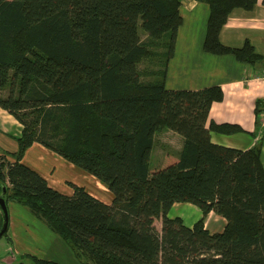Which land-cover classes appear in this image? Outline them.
I'll use <instances>...</instances> for the list:
<instances>
[{"label": "trees", "instance_id": "trees-1", "mask_svg": "<svg viewBox=\"0 0 264 264\" xmlns=\"http://www.w3.org/2000/svg\"><path fill=\"white\" fill-rule=\"evenodd\" d=\"M197 1L210 6L206 52L248 64L264 60L249 38L239 46L220 39L231 11L251 10L259 0ZM180 6L181 0H0V107L22 125L18 149L0 153V192L5 186L7 202L43 218L80 264H264L262 141L248 149L212 141V131H244L209 118L212 103L225 97L221 86L165 85ZM156 54L165 56L162 68L140 69ZM163 129L181 134L182 146L151 169L155 134ZM34 142L100 179L112 203L74 183L71 195L49 185L22 161ZM175 202L197 205L202 217L192 226L170 217ZM210 211L226 219L222 231L206 228ZM27 256L33 264H62Z\"/></svg>", "mask_w": 264, "mask_h": 264}, {"label": "crops", "instance_id": "crops-1", "mask_svg": "<svg viewBox=\"0 0 264 264\" xmlns=\"http://www.w3.org/2000/svg\"><path fill=\"white\" fill-rule=\"evenodd\" d=\"M180 13L183 22L177 31L175 52L168 62L166 87L201 89L212 85L221 86L225 97L222 101L212 103L209 118L216 122L239 124L244 131L230 134L212 131V141L248 149L261 140L264 165V117L261 115L264 103L259 116L256 113L257 100L264 102V60L248 64L232 54H214L203 49L210 14L207 2L181 0ZM246 38L264 55V0H259L251 10L242 7L233 9L220 32L221 41L227 45L239 46ZM21 130V123L0 107V153L18 149L16 137ZM173 134V130L163 129L159 137L155 136L164 145L160 149L157 147V160L163 158L166 150L179 152L183 140L176 148H170L166 143L168 139L171 141L174 138ZM22 161L64 194H73L74 188L70 183H74L83 186L92 196L107 204L113 201L114 194L100 179L39 142H34L26 149ZM168 215L180 216L186 225L192 226L203 213L190 202H175ZM157 222L158 226H162L161 219H156L155 224ZM225 224L226 219L214 211H210L205 218V226L210 232L222 231Z\"/></svg>", "mask_w": 264, "mask_h": 264}, {"label": "rangeland", "instance_id": "rangeland-1", "mask_svg": "<svg viewBox=\"0 0 264 264\" xmlns=\"http://www.w3.org/2000/svg\"><path fill=\"white\" fill-rule=\"evenodd\" d=\"M141 36L144 40H147L146 34L143 31H141ZM152 48L159 53L164 51L161 44H155ZM164 60L165 56L163 54H156L145 58L139 67L142 70L150 68L151 70H156L163 67ZM161 133L162 130L156 132L155 136L161 135ZM174 133V138L171 141L168 139V142H166L170 148L178 147L183 140L181 134L175 131ZM158 137H155V143L151 153V169L157 168L163 160V158L157 160V147L158 149L162 146L164 147V145L159 143L160 138ZM8 209V230L4 236L0 237V264H18L21 261H25L27 264H33L27 255L53 259L62 264H80L73 248L58 233L52 230L43 218L36 216L29 207L18 201L11 200L8 203ZM2 224L3 212L0 209V227ZM158 224L157 222L155 225L161 230V226H158Z\"/></svg>", "mask_w": 264, "mask_h": 264}, {"label": "water", "instance_id": "water-1", "mask_svg": "<svg viewBox=\"0 0 264 264\" xmlns=\"http://www.w3.org/2000/svg\"><path fill=\"white\" fill-rule=\"evenodd\" d=\"M0 209L3 212V224L0 229V237L4 236L7 233L9 226V209L8 202L6 199V187H3V192L0 193Z\"/></svg>", "mask_w": 264, "mask_h": 264}, {"label": "built area", "instance_id": "built-area-1", "mask_svg": "<svg viewBox=\"0 0 264 264\" xmlns=\"http://www.w3.org/2000/svg\"><path fill=\"white\" fill-rule=\"evenodd\" d=\"M262 78H264V74H263ZM261 115L264 117V111L262 112V114H261Z\"/></svg>", "mask_w": 264, "mask_h": 264}, {"label": "flooded vegetation", "instance_id": "flooded-vegetation-1", "mask_svg": "<svg viewBox=\"0 0 264 264\" xmlns=\"http://www.w3.org/2000/svg\"><path fill=\"white\" fill-rule=\"evenodd\" d=\"M1 193V192H0ZM0 229H1V227H0ZM22 262V261H21ZM23 262H25V261H23ZM19 263V262H18Z\"/></svg>", "mask_w": 264, "mask_h": 264}]
</instances>
